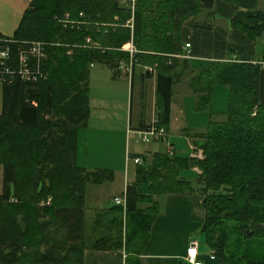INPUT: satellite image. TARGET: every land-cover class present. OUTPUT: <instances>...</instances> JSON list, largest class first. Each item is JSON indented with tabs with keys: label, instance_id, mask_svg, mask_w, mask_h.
<instances>
[{
	"label": "trees",
	"instance_id": "obj_1",
	"mask_svg": "<svg viewBox=\"0 0 264 264\" xmlns=\"http://www.w3.org/2000/svg\"><path fill=\"white\" fill-rule=\"evenodd\" d=\"M225 1L237 7L231 27L251 39L264 31L258 0ZM201 9L199 0H136L133 11L114 0H30L10 38L22 46L33 40L51 45L42 61L44 79L1 83L0 264H83L86 250L122 251L125 264H140L160 213L155 198L195 192L203 197L200 233L212 256L224 264H264V103L257 63L213 61L192 78L200 110L209 106L213 85L229 86L226 121L200 136L201 160L157 153L148 164L142 157L121 196L124 205L92 219L85 211L86 186L113 180L111 171L76 164L77 132L89 117V64L117 69L127 57L119 48L132 38L137 62L155 65L157 119L168 128L181 27ZM65 13L73 27L59 22ZM86 37L95 44L86 45ZM195 167L197 188L182 176Z\"/></svg>",
	"mask_w": 264,
	"mask_h": 264
},
{
	"label": "crops",
	"instance_id": "obj_2",
	"mask_svg": "<svg viewBox=\"0 0 264 264\" xmlns=\"http://www.w3.org/2000/svg\"><path fill=\"white\" fill-rule=\"evenodd\" d=\"M199 1L201 11L181 27L183 52L177 56L174 68L166 142L143 143L137 134L158 118L155 65L138 63L128 75L103 63L89 64V117L86 127L77 132L76 164L89 172L111 171L113 180L86 186V214L112 207L113 200L124 194L135 180L138 165L133 164L134 158L143 157L149 164L154 154H168V150L173 156L192 158L201 146L200 136L213 124L226 121L228 85H213L210 104L202 110L198 108V94L191 87L192 78L207 63L259 64L258 100L264 103V31L251 39L231 27L230 20L237 11L234 4L225 0ZM29 3L30 0H0V34H14ZM257 9L264 11V0H258ZM185 43H189L188 48ZM144 65L153 67V71L146 72ZM139 143L146 147L140 148ZM191 171L196 177L200 174L196 167ZM195 182L196 178L191 182L196 188ZM155 201L160 213L151 226L140 264H184L186 249L192 242L197 243L202 264H224L216 257L210 258L213 253L200 233L205 212L195 195L167 194ZM83 264H125V254L86 250Z\"/></svg>",
	"mask_w": 264,
	"mask_h": 264
},
{
	"label": "built area",
	"instance_id": "obj_3",
	"mask_svg": "<svg viewBox=\"0 0 264 264\" xmlns=\"http://www.w3.org/2000/svg\"><path fill=\"white\" fill-rule=\"evenodd\" d=\"M119 5L134 10L136 0H114ZM79 16H83L80 12ZM64 26H74V21L69 17V14L65 13L63 18L59 19ZM129 27L132 28V18L127 21ZM86 45L89 47L95 43L92 42L90 37L85 39ZM22 46L21 43L10 37H4L0 35V83H9L12 81H22L26 83H36L45 78V72L42 68V61L45 60L47 54V46L51 45L42 41H28ZM97 45V44H96ZM185 48L189 47V43H185ZM120 51L126 53L127 57L119 61L117 68L130 75L133 68L138 64L136 54L139 50L135 46L132 38L129 41L123 43L119 48ZM70 53V52H68ZM187 56V55H185ZM146 72L153 71L151 66H143ZM139 139L143 143L153 142H166L167 130L161 126L158 119H156L148 128L137 131ZM168 155L172 156V153L168 150ZM192 158L201 160L203 155L201 152L195 153ZM133 164L140 165L142 163L141 158H134ZM114 205H124V199L122 197L115 198L113 200ZM198 246L197 243L192 242L186 249V255L184 262L186 264H202L198 259ZM213 259V256H210Z\"/></svg>",
	"mask_w": 264,
	"mask_h": 264
},
{
	"label": "rangeland",
	"instance_id": "obj_4",
	"mask_svg": "<svg viewBox=\"0 0 264 264\" xmlns=\"http://www.w3.org/2000/svg\"><path fill=\"white\" fill-rule=\"evenodd\" d=\"M9 37H11V36H9ZM1 89H2V84L0 83V114H1V112H2V92H1ZM151 144V143H150ZM139 147L140 148H143V147H146V145L144 146L143 144H140L139 143ZM197 152H201V154H202V151H201V149L200 148H198V150L196 151V153ZM203 155V154H202ZM182 176L184 177V178H186L187 180H189V181H191L192 183H193V181L195 180V178H196V174L193 172V171H191V170H188V171H184L183 173H182ZM197 188V187H196ZM195 197L197 198V199H199L200 201H202V196L199 194V192H195ZM94 217V214H90V213H88L87 214V219H92Z\"/></svg>",
	"mask_w": 264,
	"mask_h": 264
},
{
	"label": "water",
	"instance_id": "obj_5",
	"mask_svg": "<svg viewBox=\"0 0 264 264\" xmlns=\"http://www.w3.org/2000/svg\"><path fill=\"white\" fill-rule=\"evenodd\" d=\"M184 264H186V263L184 262Z\"/></svg>",
	"mask_w": 264,
	"mask_h": 264
}]
</instances>
